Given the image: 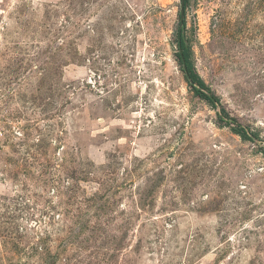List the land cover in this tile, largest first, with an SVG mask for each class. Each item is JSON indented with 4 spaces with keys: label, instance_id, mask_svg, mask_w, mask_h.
I'll return each mask as SVG.
<instances>
[{
    "label": "rangeland",
    "instance_id": "rangeland-1",
    "mask_svg": "<svg viewBox=\"0 0 264 264\" xmlns=\"http://www.w3.org/2000/svg\"><path fill=\"white\" fill-rule=\"evenodd\" d=\"M181 1L0 0V264H264V0Z\"/></svg>",
    "mask_w": 264,
    "mask_h": 264
},
{
    "label": "trees",
    "instance_id": "trees-1",
    "mask_svg": "<svg viewBox=\"0 0 264 264\" xmlns=\"http://www.w3.org/2000/svg\"><path fill=\"white\" fill-rule=\"evenodd\" d=\"M188 5V0H185V6ZM185 24V20L184 23ZM177 45L179 47L178 53V59L182 66V69L186 73V78L189 82V85L191 89L195 92L197 96L200 98L206 99L210 101L213 105H215L218 101H220V98L218 96H215L210 87L206 84V82L203 80V78L198 74V72L195 69L193 60H192V51L190 46L187 44L184 30L179 29L177 33ZM229 120L230 123H237L232 126L233 131L239 135H241L244 138L251 137L252 135L248 134L249 131L245 126H242L238 121L234 118H231L229 116V113L227 110L222 107L220 110V119L225 120V118Z\"/></svg>",
    "mask_w": 264,
    "mask_h": 264
},
{
    "label": "water",
    "instance_id": "water-1",
    "mask_svg": "<svg viewBox=\"0 0 264 264\" xmlns=\"http://www.w3.org/2000/svg\"><path fill=\"white\" fill-rule=\"evenodd\" d=\"M184 10H185V0H182L181 1V12H180V23H181V26L184 23V17H185Z\"/></svg>",
    "mask_w": 264,
    "mask_h": 264
}]
</instances>
